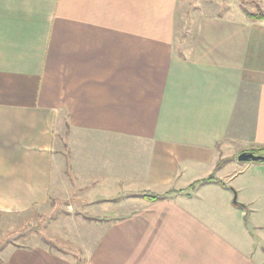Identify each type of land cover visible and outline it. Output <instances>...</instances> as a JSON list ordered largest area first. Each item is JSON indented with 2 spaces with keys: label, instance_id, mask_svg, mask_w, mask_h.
Returning <instances> with one entry per match:
<instances>
[{
  "label": "crops",
  "instance_id": "crops-1",
  "mask_svg": "<svg viewBox=\"0 0 264 264\" xmlns=\"http://www.w3.org/2000/svg\"><path fill=\"white\" fill-rule=\"evenodd\" d=\"M175 4L0 0V211L64 187L105 221L85 264H264V160L237 159L264 154V23L203 16L181 50Z\"/></svg>",
  "mask_w": 264,
  "mask_h": 264
},
{
  "label": "rangeland",
  "instance_id": "rangeland-1",
  "mask_svg": "<svg viewBox=\"0 0 264 264\" xmlns=\"http://www.w3.org/2000/svg\"><path fill=\"white\" fill-rule=\"evenodd\" d=\"M259 10H264V0H176V47L186 50L185 47L195 33L196 21L200 17L217 15L253 22L254 20L246 17L244 12L258 13ZM254 22L264 23V20ZM63 138V135H56L55 144L59 142L61 145L64 142ZM189 185L183 188L162 187V192L184 190L170 192L167 196L177 197L180 194H191L201 184L195 185L193 189L189 188ZM60 189L61 192L57 193L56 197H50L43 205H34L19 212L0 211V258L7 259L14 250H17L19 251L17 260L41 259L43 255H48L52 259L68 261L76 259L78 264H85V250L89 249L96 238V232L93 230L96 231L105 221H97L95 217L89 220L77 216V211L81 210L83 205L76 203L74 196L66 194L67 190L64 187ZM232 191L236 193L235 190ZM129 203H133L131 205L133 208L138 200H131ZM251 229L253 234L258 233L256 228Z\"/></svg>",
  "mask_w": 264,
  "mask_h": 264
},
{
  "label": "trees",
  "instance_id": "trees-1",
  "mask_svg": "<svg viewBox=\"0 0 264 264\" xmlns=\"http://www.w3.org/2000/svg\"><path fill=\"white\" fill-rule=\"evenodd\" d=\"M244 13H245L246 17H248L254 21L264 20V10H259L258 13H250L249 11H245ZM212 174L213 173H211V175H208L205 178H201V179L194 181V183H191L189 185V188L193 189L195 187V185L208 183L211 181H217L219 183H223L219 179H216ZM182 191H184V190H179V191H173L172 190V191H166V192L141 191V192L135 193V195L142 196L149 201H156V200L163 199V198L167 197L170 192H182ZM237 205H239L243 208H246V206L242 203L237 202Z\"/></svg>",
  "mask_w": 264,
  "mask_h": 264
},
{
  "label": "water",
  "instance_id": "water-1",
  "mask_svg": "<svg viewBox=\"0 0 264 264\" xmlns=\"http://www.w3.org/2000/svg\"><path fill=\"white\" fill-rule=\"evenodd\" d=\"M237 159L239 161H260V160H264V154H257V153H254L252 151L244 150V151H241L237 155ZM233 200L235 203H237V199H236L235 194H234Z\"/></svg>",
  "mask_w": 264,
  "mask_h": 264
}]
</instances>
